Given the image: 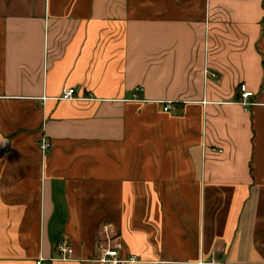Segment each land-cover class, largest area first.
<instances>
[{
    "label": "crops",
    "instance_id": "0c3cea01",
    "mask_svg": "<svg viewBox=\"0 0 264 264\" xmlns=\"http://www.w3.org/2000/svg\"><path fill=\"white\" fill-rule=\"evenodd\" d=\"M62 240L264 264V0H0V264Z\"/></svg>",
    "mask_w": 264,
    "mask_h": 264
},
{
    "label": "built area",
    "instance_id": "2783aa9c",
    "mask_svg": "<svg viewBox=\"0 0 264 264\" xmlns=\"http://www.w3.org/2000/svg\"><path fill=\"white\" fill-rule=\"evenodd\" d=\"M206 76H212L216 77L214 74L210 73L209 70H205ZM143 89L141 87H137L134 90L132 101L139 102L141 101L139 96ZM240 91V98H239V104L243 108L245 112H248L254 105L255 102L253 101L254 93L248 89V87L245 84H241L239 86ZM76 99V91L75 89H67L63 92L62 97L60 100L63 101H71ZM163 105V109L165 112L170 111L173 102H160ZM52 149V144L50 140L43 136L40 141V151L44 156H48L50 154V151ZM219 153H222L221 150H219ZM56 250V257L54 258H38L36 260V264H54L55 262H71L75 260V252L72 246L66 241L62 240L56 244L55 247ZM100 261L107 264H126V263H139L141 262L137 257L130 256L129 258H122L120 254V248H108L104 249L102 251V255L100 258Z\"/></svg>",
    "mask_w": 264,
    "mask_h": 264
},
{
    "label": "rangeland",
    "instance_id": "374dc122",
    "mask_svg": "<svg viewBox=\"0 0 264 264\" xmlns=\"http://www.w3.org/2000/svg\"><path fill=\"white\" fill-rule=\"evenodd\" d=\"M215 257H216V256H215ZM213 259H215V258H212V259H210V258L208 259V258H207V260H203L202 262H203V263H208V262H212V263H213ZM215 263H216V262H215ZM216 264H217V263H216Z\"/></svg>",
    "mask_w": 264,
    "mask_h": 264
}]
</instances>
